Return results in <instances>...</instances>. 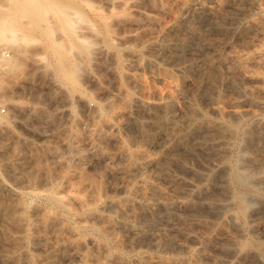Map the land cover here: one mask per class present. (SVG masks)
I'll return each instance as SVG.
<instances>
[{
	"label": "rangeland",
	"instance_id": "obj_1",
	"mask_svg": "<svg viewBox=\"0 0 264 264\" xmlns=\"http://www.w3.org/2000/svg\"><path fill=\"white\" fill-rule=\"evenodd\" d=\"M67 1L40 0L46 10L43 11L44 21L38 24L30 13L20 10V16L7 19V26L15 31L13 36L5 40L0 38V56L3 58L0 60V264H6L5 233L11 225L1 215L10 208L33 223L42 212H49L57 223H65L74 230V238L83 241L78 247L61 248L56 254L55 264H84L88 255L93 259L98 257L96 243L100 241L107 244L109 250L117 251L112 240L108 243L104 241L99 230L104 225L98 216L81 218L54 205V198L66 194V176L86 196L101 190L103 202L98 204V214L114 220L111 232L124 244L121 252L129 261L175 258L190 264H236L238 255L235 248L222 251L216 233L218 226L228 224L230 235L241 242L248 240L253 245L242 264H264V206L261 203L264 205V201L258 194L255 195L258 189V193H264V182L259 181V184L256 181L257 184L253 180L250 182L251 189L249 183L240 186L230 177L235 168L246 174L260 171L264 176V139L256 151L247 147L245 142L247 132L257 125L262 127L259 129L264 137V81L261 79L264 77V62L244 61L239 65L233 62L213 63L219 54L245 56L261 49L264 31L261 34L254 28L246 27V23L253 17L259 24H264V0H230L225 13L216 16L208 12L194 15L192 11L175 10L179 27L170 35L175 39H186L188 47L173 52L180 60L173 61L163 54L155 59L161 67L187 77L186 96L172 111L173 118L184 121V113L191 107L190 97L195 91V83L208 73L219 75L213 88L214 93L220 96L216 102L218 105L227 110L237 107L248 112L240 119H229L231 124L234 123L232 126L236 132L232 136L235 137L231 140L233 143L229 140L227 145L226 165L225 162L221 164L215 152H209L187 157L185 165H172L169 177L163 175L155 164L145 169V175L166 196H173L175 185L181 184L190 194L193 191L189 199L192 198L194 204L203 207L207 198L222 196L225 207L221 206L215 214L203 209L202 213L195 215L189 208H164L158 199L152 198L146 208L148 213L146 211L138 220V231L126 229L120 224L126 213L117 201L128 196L124 188L136 185L140 180L139 173L130 179L125 177L127 156L124 148L161 157L172 148L178 150L172 146L175 130L173 126L165 125L160 133H154L152 142H147L132 123L121 121L111 113V103H118L121 98L120 86L113 73L116 58L103 43L101 34L88 30L89 22L78 23L73 35L66 32L58 8L65 6ZM88 1L91 6L86 8V12L90 23L96 25L97 14L93 8L97 7L110 25V41L122 47L127 84L136 71L144 70L149 74L146 70L148 48L143 49L145 54L136 56L138 54L127 47L132 44L131 47L138 49L140 42L130 43L132 40H128V43L125 38L135 32L145 35L143 40H148V43L156 39L165 25L172 22V18L162 11L160 3L157 0ZM215 1L200 0L205 5H213ZM249 1L258 3H255L259 5L255 6L257 10ZM10 6L12 0H0V17H8ZM51 27L54 32L49 37L45 31ZM94 29L97 27L94 26ZM75 38L90 40L93 43L90 50L82 52ZM52 45L70 47V59L79 68L77 88L58 77L54 68L55 58L50 51ZM35 54L38 56L34 57ZM143 55L147 57L144 59ZM212 104L207 95H201L197 97L195 106L211 119L218 120L219 117L212 111ZM134 106L130 110L131 120L151 121L148 112ZM201 133L215 136L210 131ZM199 138L193 135L191 139L197 142ZM246 190L252 196L244 195ZM176 196L180 201L184 194ZM241 197L248 203V209L251 208L242 217L237 215L238 199ZM46 233L49 240L54 241V231ZM70 236L67 234L66 238ZM28 251L43 257L46 249L42 243L33 240L28 245Z\"/></svg>",
	"mask_w": 264,
	"mask_h": 264
},
{
	"label": "bare ground",
	"instance_id": "obj_2",
	"mask_svg": "<svg viewBox=\"0 0 264 264\" xmlns=\"http://www.w3.org/2000/svg\"><path fill=\"white\" fill-rule=\"evenodd\" d=\"M157 1L160 3L162 11L172 18V22L169 25L166 24L160 35L150 43L147 42L148 40H143L145 35H143L142 33V35H140L139 33L134 32V34L132 33L127 38H125L128 43V40H132L130 41V43H134V41L135 43L136 41L140 42V44H138L140 46L138 49L131 47L132 44H127L129 46L127 47V49L132 53L138 54L136 56H139V54H145L143 53V49L145 47H147L149 50V53L146 51L148 53V59L146 58V67L148 69L146 70H149V74L145 73L144 70L136 71L131 75L129 84H127V78L124 71L125 63L121 57L122 47L120 48L116 45H113V43L110 41V25L108 24L106 18L100 15L99 9L97 7L93 8V12L97 14V21L95 22L96 25H94L90 23L91 20L89 19V16L86 12V8L91 6L88 0H68L65 6H60L58 8L59 13H61L60 19L66 32H68L70 35H73L78 23L89 22L90 27L88 28V30H91L93 34L100 33L103 43L115 56L116 64L113 69V73L115 75L117 83L120 86L121 98L119 99L118 103H111V113L113 115H116V117L118 119H121V121L127 120L130 122V124L132 123V126L136 128L138 133L141 134L143 136V139L147 142H152L154 139V133H160L165 125L173 126V129L175 130V141L172 146L177 148L178 150L172 148L171 150L163 153L161 157H153L152 155L147 154V152L142 150H129L127 148H124V153L126 154L125 156H127V165L124 168L125 177L130 179L133 175H136V173L137 175L139 173L140 176L138 184H133L130 187L128 186L124 188V191L126 194H128V196L117 201L118 206L126 213V216L121 220L120 224L122 227L130 229L132 231L138 229V220L139 218H141L142 214H144L146 211L148 213V210L146 208H148L149 202L152 198L158 199L160 201V205L164 208L170 209L175 206L187 209L189 208L192 211L190 212L195 213V215H198L200 212L202 213L204 211L203 209H205V211L207 212H213L215 214L217 213L219 208L221 209L222 207H225L223 206L225 201L223 199L224 197L222 196L216 198H207L205 201V206L203 207L194 204L193 200L191 202L192 198L189 199L190 195L193 193V191H191L192 189L190 190V194V192H188L189 190L187 191V189H185L186 187L184 188V186L181 184L175 185V189L173 191L175 194L173 196H166L165 192L159 189L150 180V178L145 175V169L147 168V166L155 164L159 167V171L163 175L169 177V170L172 165H185V160L187 157H196L201 153L209 152H215V154L219 157L221 164H223L226 158V151L229 152V150H227L229 140L230 142L232 139L234 140L235 137L233 138L232 136L233 134L235 135L234 132H236L234 127L232 126V124L234 123L231 124V120L229 122V119H232V121L233 119H240L248 112L237 107L227 110L226 108L218 105L216 102H218L217 100H219L220 96L214 93L213 88L216 87V82L219 79V75L217 73H208L207 75L201 76L197 79L195 83V91L190 97L191 107L184 113V121L181 122L173 118L172 111L176 107L180 106L181 100L186 96L185 84L187 82V77L185 75L177 74L174 70L161 67L159 64H157L155 59L159 55L163 54L167 55L173 61L180 60L179 57L176 59L173 52L183 51L188 47V41L186 39H175L173 35H170L171 31L179 27V18L175 10L182 12L192 11L194 15H196L197 13L198 15H201L202 12L212 13L215 16L222 15L225 13L227 4L230 0H217L213 5H205L204 3H201L200 0ZM249 3L252 4L254 8L258 4L257 2H255L257 3L255 4L251 3L250 1ZM242 4L238 5L242 7L246 6L245 4ZM248 7H250V5ZM238 8L240 9V7ZM251 8L253 9V7ZM20 10L30 13V15L35 18L36 24L44 21L43 11L46 10V8H44V6L40 4V0H12V6H10L9 10L10 17L9 15L8 17L5 16L6 18H2L3 16L0 17V38L2 40L13 36L15 31L7 26V24L9 20L15 19L20 16V14H18ZM246 24L248 25L246 27H250L251 29L254 28L260 32L264 31V24H259L253 17H250V19L247 20ZM94 26H96L98 30L94 29ZM53 32L54 31L52 27L45 31L46 35L49 37H52ZM261 34L263 33L261 32ZM142 36L143 38H141ZM171 36L174 38H172ZM75 41L81 47L82 52H88L93 44L87 38H84L82 40H80V38H75ZM50 51L55 58L54 68L58 77L68 85L77 88L79 82V68L77 64L72 62L70 59V47H66L63 45H52L50 46ZM36 56L38 55L35 54L34 57ZM145 57L147 56L145 55L143 58L145 59ZM140 58H142V56ZM2 59L3 58H1L0 56V60ZM244 61H253L260 64L264 62V42L261 46V49L257 53L247 54L245 56H224L223 54H219L217 55L216 60L213 61V63L222 64L233 62L234 65H239ZM261 79L264 81V77H262ZM201 95H207L213 102L212 111L219 117L218 120L216 118L215 120L211 119L210 117H208L209 115H207L206 112L204 113L197 109V107L195 106L196 99ZM133 105H135L134 108L137 107L138 110L148 112L151 115V121L148 123H143L138 120H131L129 118V115ZM257 126L253 127L249 132H247V141H245L248 145L247 147L255 151L258 150V145L264 139V137L261 135L263 132H260L261 129H259L262 127ZM202 131H210L212 133H215V136H213L212 134L211 135L213 137L208 136L210 134L202 135ZM193 135H198L200 137L199 141L193 142V140L191 139ZM232 143L233 141L231 142V144ZM257 160L259 161V159ZM226 163L227 161L225 162V165ZM242 163L240 165H242ZM229 165L231 164L229 163ZM228 169L229 168H227V170ZM239 169L237 168L236 170L235 168V170L233 169V171L230 173L231 180L236 184L244 186L248 185L249 183L248 186L250 187V182H252L253 180H255L254 183L256 181H258V183L259 181L260 183L264 182L262 181V179H264V176L260 171H257L254 174H246L244 172H241ZM33 176L34 175H30V177ZM222 176L224 175L222 174ZM68 178L67 176L65 178L67 182L65 191L66 194L64 196L54 198L52 200L54 205L60 209L67 211L70 214L80 216L81 218H87L92 215L98 216L100 223L104 225L103 228L99 229L103 234L104 241L107 242L108 240H112L117 247V251H111L106 247L107 244H105L104 242L100 241L99 243H96L98 257H95L93 259L88 255L87 257H85L86 261L84 262V264H190L186 261L175 258H167L166 260L160 259L157 261H148L146 259L140 258L135 262L129 261L125 257L124 253L121 252V247L124 246V244L118 237H116V235L111 232L114 220L112 218H104L98 214V204H101L103 202L101 198V190L99 189L98 192L86 196L84 191L77 188L76 184L70 180L71 178ZM236 186L238 188V185ZM258 191H256L255 195L258 194L259 198L264 201V193H258ZM262 191L264 192V190ZM247 192L246 194H244L243 192V194L247 196V194L250 193ZM177 194H182V196L184 194L183 199L179 201L177 199V196L175 197V195ZM238 194H240V192ZM248 196L252 195L249 194ZM136 197L139 200H136ZM233 197L235 196L233 195ZM235 199H237V197L234 198V200ZM244 200L242 199V197L238 199L239 210L238 213H236L241 217L246 213L249 207L248 203H246V201ZM261 203L262 206H264L262 201ZM1 216L8 219L11 223V225L6 229L7 231L5 233L6 247L4 249V258L6 264H55L56 254L61 248L65 246L78 247L83 243V241L74 238V230H72L71 227H69L65 223H57V220H55L56 218L54 219L52 214L49 212H42L37 217L35 223L28 221L24 215L17 214L13 208H10ZM224 223L225 222H223V224ZM227 226L221 225L217 227L218 229H216V233L217 235H219L218 239L220 248L222 249V251H228L231 250L232 247H234L238 255V259L235 262L236 264H242V262H245L248 258V254L252 250L251 247L253 245L251 246V243L248 242V240L245 242H241L236 237L230 235ZM48 230L54 231V241L49 240L46 233ZM18 233H20L21 235H19ZM67 234H71V236L66 238ZM33 240L39 241L40 243H42L43 247H45L46 252L43 257L36 256L35 254H32L28 251V245ZM262 245H264V243ZM128 246H131V244H129Z\"/></svg>",
	"mask_w": 264,
	"mask_h": 264
}]
</instances>
